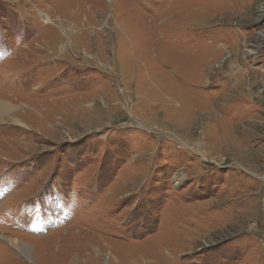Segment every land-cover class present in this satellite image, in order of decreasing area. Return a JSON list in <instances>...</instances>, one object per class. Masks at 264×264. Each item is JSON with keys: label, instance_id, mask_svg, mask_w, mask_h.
I'll use <instances>...</instances> for the list:
<instances>
[{"label": "rangeland", "instance_id": "obj_1", "mask_svg": "<svg viewBox=\"0 0 264 264\" xmlns=\"http://www.w3.org/2000/svg\"><path fill=\"white\" fill-rule=\"evenodd\" d=\"M0 102V264H264V0H0Z\"/></svg>", "mask_w": 264, "mask_h": 264}, {"label": "bare ground", "instance_id": "obj_2", "mask_svg": "<svg viewBox=\"0 0 264 264\" xmlns=\"http://www.w3.org/2000/svg\"><path fill=\"white\" fill-rule=\"evenodd\" d=\"M8 112L7 106L5 105L4 102H0V119ZM10 243L14 245L15 241L10 240ZM16 244V243H15ZM18 248L20 249V251H22L23 253H27L28 252V248L25 244H20L18 242ZM166 262V261H165Z\"/></svg>", "mask_w": 264, "mask_h": 264}]
</instances>
